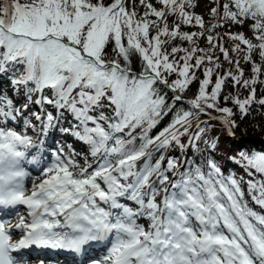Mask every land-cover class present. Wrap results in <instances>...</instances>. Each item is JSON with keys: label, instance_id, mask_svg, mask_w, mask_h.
<instances>
[{"label": "snow or ice", "instance_id": "1", "mask_svg": "<svg viewBox=\"0 0 264 264\" xmlns=\"http://www.w3.org/2000/svg\"><path fill=\"white\" fill-rule=\"evenodd\" d=\"M156 3L162 7L138 0L146 9L139 13L137 0H0V75L11 76V91L22 97L0 93V121L20 120L24 127L23 132L0 127V211L22 205L30 218L20 216L15 225L0 220V264H32L14 253L33 247L83 255V264H264V214L249 207L242 187L246 183L252 202L264 208V180L225 176L214 159H205V171L187 155L189 149L199 152L201 142L217 146L204 139L206 122L190 132L200 115L219 120L235 135V113L221 107V99L231 100L240 119L253 104L264 107L255 87L264 84V0H212L209 14L216 22L207 26L203 16L188 10L197 7L194 0ZM169 16L176 17L171 28ZM246 21H251V37L224 33L233 41L231 49L218 43L219 33L211 34ZM182 25L200 31L182 32ZM200 38L210 47L201 48ZM176 39L193 46H171ZM217 49L235 71L216 73L213 81L221 67ZM180 52L184 55L177 56ZM133 56L140 60L139 71L133 69ZM241 61L251 64L250 77ZM206 62L213 67L203 69L198 93L187 101L191 108L176 111L150 136ZM229 79L248 95L221 97ZM33 95L36 105L51 110L29 113ZM65 112L76 124L62 131L88 146L95 167L87 159L81 167L74 152L64 155L62 149L47 164L40 155L28 159V150L39 152L41 137L57 129ZM175 149L180 155H166ZM239 158L247 175L264 176V152L242 151ZM24 163L40 171L30 191ZM141 218L147 227L137 222ZM13 229L22 233L18 240ZM110 236L108 254L91 257L93 244Z\"/></svg>", "mask_w": 264, "mask_h": 264}, {"label": "trees", "instance_id": "2", "mask_svg": "<svg viewBox=\"0 0 264 264\" xmlns=\"http://www.w3.org/2000/svg\"><path fill=\"white\" fill-rule=\"evenodd\" d=\"M154 1V6L156 8H161L162 5L156 3V0ZM21 2H25V0H21ZM224 0H221V3H223ZM136 10L139 13H143L146 9H144L142 6H139L138 0H137V8ZM189 11H192V9H188ZM148 19L155 20L156 18L154 16H149ZM206 26L209 25L210 23H215L216 21L212 18V16L209 14L207 18L204 19ZM176 22V17L174 16H169L168 23L169 27L171 28L173 23ZM249 22V21H246ZM245 22V23H246ZM245 27V28H244ZM154 34V30H150ZM181 31L182 32H199L200 28L198 26H192V25H182L181 26ZM226 31H231L232 33H238V32H243L246 37H251L252 32L249 29V26L246 27L244 24L243 26L241 25H230L226 24L223 27H218L213 32L211 33L212 35H215L216 33H219L220 36L223 38L222 40L218 41V43H223L225 47L231 49L233 41L229 40L226 36H224V33ZM206 33L205 35H207ZM163 38V37H162ZM199 46L201 48L207 49L210 47L208 41L206 38H200L199 41ZM171 46H182L186 48H191L193 45L186 42L182 41L179 39H176L172 42ZM109 53L111 54V49H109ZM184 55L183 52H180L177 54V56H182ZM215 56L220 57L219 63L221 64V67L216 70L213 74V81L216 79V73H219L223 75L226 73L229 69L232 71H235V68L233 65L229 64L227 61L223 59L222 54L219 52L217 49L215 51ZM230 57L235 59L236 56L234 53L230 51ZM254 59L259 62V57L258 55H254ZM132 66L135 71H139L140 69V60L138 57L133 56L132 58ZM210 68L213 67L212 64L205 63L204 65L201 66L200 69H196V77L197 79L193 80V82L189 85L188 89L184 92L183 94V100L186 102L194 98L199 90V81L204 78L203 75V69L204 68ZM241 68L244 70L245 77H250L252 75L251 73V64L249 63H244L241 61ZM18 69L20 72L23 71V66H18ZM2 79H4L6 82H8L10 85V81L12 79L11 76L9 75H1ZM264 79V77H261ZM213 85L210 84L208 86V90H211V87ZM257 89V98H260L264 96V84L257 83L255 85ZM228 93H231L233 95H236L239 93L241 98H244L248 95V90L241 87V86H236L233 87L232 81L229 79L226 81L225 87L223 92L221 93V97L224 95H227ZM50 94V93H48ZM172 93L169 92V97H171ZM171 103V101H169ZM221 107H230L233 109L235 115L234 119L236 120L237 124L239 125L234 131L235 135L237 137H230L227 135L226 130L218 123L214 121H200L199 120L193 119V128L190 130V132L195 131V126L198 123L201 122H206L201 124L202 127L206 129V134L204 136L205 140L212 141L216 143V148L212 149L209 145L201 142L199 143V148L200 151L197 152L193 149H189L187 152V155L195 160L197 164H200L202 167H204L205 171H207V167L205 165V159H214L215 162L221 167V170L225 176L228 175H234L237 178L243 177L244 181H247L249 179H255V180H264V176H261L260 174H254L253 176L247 175L245 172L244 168L242 167L243 161L240 160L239 158V153L240 152H264V142L260 143H253L251 141H240L239 137L241 136H246V137H257L258 134L261 132V128L264 126V107H261L258 104H253L249 115L245 116L243 119H240V113L236 106L229 100L227 103H224L223 100L221 99ZM44 107L48 108L50 106L44 105ZM191 106L188 104H185L181 101L175 102V107L172 112H170L167 116H164L163 119L160 121V123L156 126V128L152 129V131L149 133L150 136L156 135L162 128L166 127L173 119L175 112L184 109L188 110L190 109ZM107 111V110H106ZM211 111V110H209ZM110 114V113H109ZM212 114L215 115H220L219 113L212 112ZM64 117L67 123L72 124L74 126L76 123L74 122L75 120L72 119V117L68 113H64ZM141 130L138 128L136 130V134H138ZM127 139V137H125ZM182 142H187V137H182L181 138ZM137 144H139V141H137ZM85 147H81V149H84ZM166 155H180L179 149L175 150H170L169 153H166ZM159 156V153H156V157ZM230 157H234L235 159H230ZM142 161L139 164H141ZM183 170V169H182ZM242 187L245 190V199L248 201L249 207H251L253 210L257 211L258 213L264 214V208H260L258 205H256L254 202L251 200V196L248 194V189H247V184L242 183Z\"/></svg>", "mask_w": 264, "mask_h": 264}, {"label": "rangeland", "instance_id": "3", "mask_svg": "<svg viewBox=\"0 0 264 264\" xmlns=\"http://www.w3.org/2000/svg\"><path fill=\"white\" fill-rule=\"evenodd\" d=\"M148 2L149 3H152L153 5H154V1L153 0H148ZM194 3H196L197 4V7H195L194 9H192V11H194L196 14H199V15H201V16H203V18L205 19V18H207L208 17V15H209V9L211 8V7H213V6H215L213 3H212V0H194ZM251 24V21H249V22H246L245 23V25H246V27L247 26H249ZM245 28V27H244ZM7 91H8V88L6 89ZM5 90V91H6ZM9 92V91H8ZM6 94V93H5ZM9 94H11V92H9ZM12 94H14V93H12ZM22 97H20L19 95H17V100H20ZM33 102L37 99V95H35V96H33ZM32 102V103H33ZM31 103V104H32ZM30 104V105H31ZM14 106L15 107H19V105L18 104H15V101H14ZM35 109L38 111V109L40 108L38 105H36L35 104ZM50 109L49 110H51V106L49 107ZM33 108H32V106H30V108H29V113H31V110H32ZM41 109V108H40ZM65 113H67V112H65ZM54 114H56L55 112H54ZM30 116V115H29ZM31 118H32V116H30ZM201 117H202V119L200 118V121L201 120H203V121H207L208 119H207V117H205L204 115H201ZM65 117H63V119H64ZM32 120V119H31ZM33 121V120H32ZM64 122V121H63ZM66 125H68V124H66ZM9 127L11 128L12 126L11 125H9ZM67 128H69L70 126H66ZM60 128H61V132L63 133V134H68V135H71V134H69V133H65L64 131H62V129H64V127H61L60 126ZM262 130H261V132L258 134V136L257 137H246V136H241V137H239V139H240V141H244V142H246V141H248V140H250V139H252V140H256V139H262V141H260V142H264V126L261 128ZM68 135H65V137H67ZM234 137H237L236 135H234ZM77 137H75L74 136V139H73V142H70L67 146L68 147H60V143H58L57 142V140L56 139H54L55 140V146L53 147V146H50L48 149L50 150V154L52 155L53 153H55V152H57V151H59V150H63V154L64 155H69V154H71V153H75V156H74V159L76 160V162H78V161H80V160H83V159H88V158H90L91 160L90 161H87L88 163H91V164H94V163H96L95 162V160L91 157V156H89L90 154H87L86 156H84L85 154H81V155H78L77 153H78V146H79V144H82L83 142L82 141H80L79 139H78V141H77V139H76ZM243 138H245L244 140H243ZM251 142H253V141H251ZM260 142H253V143H260ZM71 145V146H70ZM73 147H75V148H73ZM70 148V149H69ZM140 163V162H139ZM81 167H85L86 165H85V161L83 160V162H81L80 164H79ZM73 171H79V169H72ZM35 177V176H34ZM33 177V178H34ZM33 178H31L29 181H28V185L29 184H31L33 181H35V178L33 179ZM138 223H142V224H144V219L143 218H141L140 220H138L137 221Z\"/></svg>", "mask_w": 264, "mask_h": 264}, {"label": "bare ground", "instance_id": "4", "mask_svg": "<svg viewBox=\"0 0 264 264\" xmlns=\"http://www.w3.org/2000/svg\"><path fill=\"white\" fill-rule=\"evenodd\" d=\"M31 112H32V110H31ZM29 119H32L30 116H29ZM33 119H35V118H33ZM35 122V121H34ZM5 123L4 122H2V121H0V127H3V125H4ZM6 124H9V125H12L13 127H15V128H20V129H24V127H23V124H22V121H20V120H17V121H11V122H8V123H6ZM28 131V133L30 134L31 132H33V130L32 129H28L27 130ZM27 133V134H28ZM36 133V132H35ZM55 133H56V130H53V131H51V132H49V134L47 135V136H45V137H47V139L49 140V142L51 143V145L52 146H55V140L54 139H56V136H55ZM34 137V136H33ZM48 143V142H47ZM36 149V148H35ZM36 152H38V151H36ZM47 151H44V153H46ZM44 156L47 158V156H46V154H44ZM28 159H29V157H28ZM84 161H85V159H83ZM83 160H80V161H78L77 163H81V162H83ZM91 159L90 158H88L87 159V161H90ZM45 163V162H44ZM46 163H48V162H46ZM28 164V163H27ZM28 165H30V164H28ZM31 165H34V164H31ZM35 166V165H34ZM36 167V166H35ZM93 167H95V163L93 164ZM31 176H32V178L34 177L35 178V181H33L31 184H29L28 185V190L30 191L31 190V188H32V184L33 183H39V179H37V177H39L40 176V171H39V168H37V169H35V172L34 173H32L31 174ZM33 178V179H34ZM15 217L16 216H12V218H10V219H15Z\"/></svg>", "mask_w": 264, "mask_h": 264}, {"label": "water", "instance_id": "5", "mask_svg": "<svg viewBox=\"0 0 264 264\" xmlns=\"http://www.w3.org/2000/svg\"><path fill=\"white\" fill-rule=\"evenodd\" d=\"M215 121V120H214ZM245 138H243V140H244ZM248 141H253V142H260V141H262V139H256V140H252V139H250V140H248ZM247 142V141H246Z\"/></svg>", "mask_w": 264, "mask_h": 264}]
</instances>
